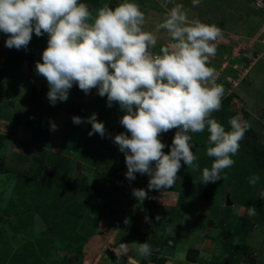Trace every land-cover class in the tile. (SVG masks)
<instances>
[{
    "label": "clouds",
    "instance_id": "clouds-1",
    "mask_svg": "<svg viewBox=\"0 0 264 264\" xmlns=\"http://www.w3.org/2000/svg\"><path fill=\"white\" fill-rule=\"evenodd\" d=\"M191 3L196 6L200 0ZM169 4L174 6L157 30H165L172 42L153 54L157 36L144 30L145 14L135 0H121L115 8L105 5L95 17L82 0H0V33L7 35L6 47L26 49L33 33L48 36L36 71L47 80L50 104L66 101L74 84L85 94L96 88L98 95L107 97L109 107L118 102L125 110L120 124L130 135L120 133L113 139L125 155L126 178L131 181L136 173L147 174L148 189L157 190L174 185L181 161L199 167L194 163L198 158L191 134L205 130L206 155L214 159L210 168L202 170V184L227 179L222 172L235 163L232 157L250 127L236 116L229 120L230 130H225L211 118L220 110L224 95L223 86L215 83L214 68L208 66L209 57L216 55L213 42L221 37V29L189 20L182 4L162 0V6ZM72 121L84 122L78 116ZM86 122L91 124L89 136L105 135L95 113ZM56 127L51 123V130ZM170 129L178 130L165 154L158 137ZM259 181L256 174L248 182L255 186ZM132 195L142 202L147 193L134 189ZM260 196L264 199V192ZM248 214H256L254 206ZM131 247L145 258L153 251L147 242H134ZM128 249V243L120 244L122 253ZM177 257L183 259V254Z\"/></svg>",
    "mask_w": 264,
    "mask_h": 264
},
{
    "label": "rangeland",
    "instance_id": "rangeland-1",
    "mask_svg": "<svg viewBox=\"0 0 264 264\" xmlns=\"http://www.w3.org/2000/svg\"><path fill=\"white\" fill-rule=\"evenodd\" d=\"M82 2L90 7L95 17L98 9L105 5L115 8L121 0ZM135 2L145 14L144 30L157 36V44L151 51L159 52L161 46L172 41L165 30H157V24L163 21L174 5L164 7L162 0ZM175 3L184 6L189 20L215 24L221 29V37L213 42L217 48L216 55L209 57L208 66L214 68L215 83L223 86L222 99L228 97V102L223 103L221 100L220 110L213 112L211 118L225 127L232 117L239 116L241 121L250 125L239 142L245 151L242 154L236 153L232 157L235 163L222 172V175H227V179L205 184L215 187L221 194V200L229 198L230 203L225 201L223 204L225 211L220 226L227 223V217L232 216V225L228 227L241 236L245 233V222L239 215L241 211L248 215L255 227L258 221L264 219V199L260 196L264 192V0H200L196 6L192 5L191 0H175ZM47 40V34L36 36L33 33L26 49L9 48L7 55L13 50L10 55L16 61L20 56L43 52ZM99 99L100 103H107L106 96H99ZM105 112L107 127L112 118L120 120L125 114L118 102H113ZM177 130L167 131V147L163 150L165 154L169 153ZM191 135L192 151L198 158L194 163H198L199 167L191 168L181 161L178 179L172 187L204 185L202 170L210 168L214 159L206 155L207 130ZM75 136L76 141L72 139L70 146L77 145L78 150H81L78 157L84 163L89 177V180H85V187L78 182L66 187L59 179L56 187L44 190L37 186L33 175L27 173L26 176L22 170H13V166L0 175V264H67L66 259L97 221L98 210L103 204L101 198L104 187L119 186L128 195L138 188V185L126 183L115 169L119 162L115 160L118 155L125 156L124 153H114L113 148L107 144V152H102L99 144L91 138L88 140L79 134ZM66 146L68 148L69 143ZM110 152L116 159L107 157ZM256 174L260 176V181L255 186L250 185L249 178ZM144 176L147 177V174ZM107 205L110 206V203ZM252 206L256 209L254 216L248 214ZM233 209H237V212ZM254 230L252 233L257 232L258 236L264 232L262 228Z\"/></svg>",
    "mask_w": 264,
    "mask_h": 264
},
{
    "label": "crops",
    "instance_id": "crops-1",
    "mask_svg": "<svg viewBox=\"0 0 264 264\" xmlns=\"http://www.w3.org/2000/svg\"><path fill=\"white\" fill-rule=\"evenodd\" d=\"M6 39L0 36V175L13 166V170H22L26 176L33 175L37 186L45 190L56 187L59 179L64 185L74 177L89 180L78 157L81 150L77 145L70 146V141L79 134L94 140L102 152H107V144L119 154L113 138L120 133L129 135L127 130L120 120L113 118L109 127L105 125L108 105L100 103L96 88L85 94L74 84L66 101L50 104L47 80L36 71V63L43 62L42 52L24 55L11 69L7 65ZM154 51L151 52L159 53ZM92 113L104 124L103 137L98 133L88 134L91 124L86 118ZM74 116L84 122L74 124ZM51 123L57 126L55 130H51ZM158 138L166 147L167 132ZM107 157L114 159L111 152ZM118 160L121 162L115 169L119 176L131 186L144 189L151 201L147 196L144 201H138L119 186L104 187L97 221L76 245L67 264H264V232L262 236L252 233L254 229L264 230L263 224L255 227L252 223L251 232L241 236L229 229L232 216L220 226L226 197L221 200L219 194L213 195L197 184L187 188L175 184L176 187L168 189H148L149 178L145 174L136 173L134 180H128L125 156L118 155ZM245 214L239 213L240 217ZM134 242H147L152 254L146 258L139 256L131 247ZM121 243L129 244L127 253L120 251ZM178 253L183 254V259L177 257Z\"/></svg>",
    "mask_w": 264,
    "mask_h": 264
},
{
    "label": "trees",
    "instance_id": "trees-1",
    "mask_svg": "<svg viewBox=\"0 0 264 264\" xmlns=\"http://www.w3.org/2000/svg\"><path fill=\"white\" fill-rule=\"evenodd\" d=\"M88 7H89V6H88ZM89 10H91L90 7H89ZM0 36H1V37H7L6 34H2V33H0ZM12 52H13V50L10 51V53H9V55H8V58H7V65H8V66H12L11 69H12L13 67H15V65L18 64L19 61L23 58L22 56H20V58H19L18 60L14 61V59H15L14 56H11V55H10ZM26 55H27V54H26ZM23 56H24V55H23ZM222 101H223V103L228 102V97L223 98ZM224 101H225V102H224ZM229 128H230L229 122H226L225 130H229ZM243 142H244V141H243ZM166 147H167V146H166ZM164 149H165V148H164ZM164 149H162V151H163ZM244 151H245V148H242V145H240V148H239V150H238L237 153L242 154ZM163 152H164V151H163ZM114 159H116V158H114ZM115 161H119V162H121V160H118V159H116ZM146 178H149V176L147 175ZM76 182H78L79 184H81V185L84 186V187H85L86 184H87V181H85V180H81L79 177H74V178H71V181H70L69 183L65 184V185H64V182H63V186L69 187V186L75 184ZM203 186H204L205 188L209 189L210 192H211L213 195H214V194H219V195L221 196V194L215 189V187H210L209 185H205V184H204ZM39 187H40V186H39ZM40 188H42V187H40ZM42 189H43V188H42ZM44 190H45V189H44ZM47 190H49V189H47ZM223 210L225 211L224 208H223ZM241 219H242L243 222H245V225H244L243 228H245V229H244L245 232L248 233V230H250V228H252V223H253V221H251V219L248 218V215H246V214H245V216L241 217ZM94 222H95V221H93L92 224H93ZM258 223H259V224L261 223V224L264 225V219L261 220V221H258ZM66 260H67V259H66ZM68 262H69V261L67 260V263H68Z\"/></svg>",
    "mask_w": 264,
    "mask_h": 264
},
{
    "label": "water",
    "instance_id": "water-1",
    "mask_svg": "<svg viewBox=\"0 0 264 264\" xmlns=\"http://www.w3.org/2000/svg\"><path fill=\"white\" fill-rule=\"evenodd\" d=\"M147 198H148V201H151V196L150 195H148L147 196ZM226 203L228 204V203H230V201H229V198L228 197H226ZM113 220H116L115 218H113Z\"/></svg>",
    "mask_w": 264,
    "mask_h": 264
},
{
    "label": "built area",
    "instance_id": "built-area-1",
    "mask_svg": "<svg viewBox=\"0 0 264 264\" xmlns=\"http://www.w3.org/2000/svg\"><path fill=\"white\" fill-rule=\"evenodd\" d=\"M256 5H259L258 3Z\"/></svg>",
    "mask_w": 264,
    "mask_h": 264
}]
</instances>
